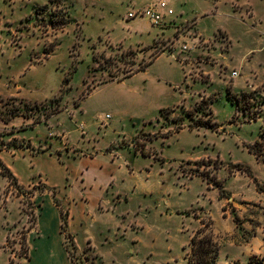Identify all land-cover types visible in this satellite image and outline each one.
Here are the masks:
<instances>
[{"label": "rangeland", "instance_id": "obj_1", "mask_svg": "<svg viewBox=\"0 0 264 264\" xmlns=\"http://www.w3.org/2000/svg\"><path fill=\"white\" fill-rule=\"evenodd\" d=\"M0 98V264H264V0H0Z\"/></svg>", "mask_w": 264, "mask_h": 264}, {"label": "trees", "instance_id": "obj_2", "mask_svg": "<svg viewBox=\"0 0 264 264\" xmlns=\"http://www.w3.org/2000/svg\"><path fill=\"white\" fill-rule=\"evenodd\" d=\"M51 1V0H50ZM63 20V19H62ZM67 21H61L59 23V27L58 28H62L67 24ZM157 57V56H156ZM154 57V58H156ZM153 58V59H154ZM153 59L149 60L147 63H143L138 65V67L136 69H133L129 72V74L125 77H123L122 79H118V81H121L123 79H126L130 76H132L133 74H135L138 71H142L145 68H147L151 62L153 61ZM14 99V98H12ZM1 100V98H0ZM212 101H209L207 99H204L203 97L201 98V100L196 103V107L201 108L203 107V105L205 107H208L209 104H211ZM56 110H60V109H56ZM171 111V109H169ZM164 111V109L160 110V113L162 114ZM19 114L18 110L16 109H11L10 112L6 115V117H4L3 115H1V119L4 121L9 120L12 116H15ZM54 114V112H53ZM192 112H190V114H188V117L190 119L192 118ZM214 123H208V122H204L203 124H199V125H195L194 123H190L188 125V128L190 130L194 129V128H198V127H205V128H210L211 130L214 128ZM182 127L178 126L176 128V132H178L179 130H181ZM262 136L264 137V131L262 133ZM262 140H258L255 142V145H251L248 146V152L250 154H253L255 157L258 156L257 152H256V147L257 145L261 144ZM2 149H0L1 151ZM0 167H1V175L5 176L8 178V180L12 181V182H17L16 177L13 175V173L11 172V170L5 166L2 161L0 160ZM235 167H237L238 169H241L242 165H235ZM224 191L220 190V195L223 197V193ZM55 205L59 208L60 214H61V231L62 233L65 232V227L67 224V212L65 211L64 216H63V208L60 204V202L58 200L55 199ZM237 217L233 218V221L236 222L237 224ZM35 222V221H34ZM202 226L199 227L197 230H195L193 232V234L191 235L190 238V242H189V252H188V262L189 264H217V257L219 254V244L216 240V238L213 235V231L211 229V222L205 223V222H201ZM66 239L70 240L72 243V239L69 235L65 234ZM26 250H28V247L26 245ZM66 251L67 248H66ZM26 256H27V252H26ZM252 264H261V263H257V262H253Z\"/></svg>", "mask_w": 264, "mask_h": 264}, {"label": "built area", "instance_id": "obj_3", "mask_svg": "<svg viewBox=\"0 0 264 264\" xmlns=\"http://www.w3.org/2000/svg\"><path fill=\"white\" fill-rule=\"evenodd\" d=\"M173 15V10L169 7L168 3L165 1H160L159 3L149 5L143 9H136L133 12H129L127 14L128 19L143 17L148 19L151 24L159 26L161 24H166L168 21V17ZM189 28L191 29V25H184L182 28L180 27L177 32L179 34H184L189 32ZM184 50L188 49L187 45L183 46ZM231 78H235L238 76V72L233 70L231 72Z\"/></svg>", "mask_w": 264, "mask_h": 264}, {"label": "crops", "instance_id": "obj_4", "mask_svg": "<svg viewBox=\"0 0 264 264\" xmlns=\"http://www.w3.org/2000/svg\"><path fill=\"white\" fill-rule=\"evenodd\" d=\"M170 23H171V21H168V23H166L163 27L164 28H166V27H169V25H170ZM195 25V24H194ZM158 27H162L161 25H159ZM177 40V39H176ZM209 52L211 51V50H208ZM158 57V56H157ZM156 57V58H157ZM156 58H154V59H156ZM153 59V60H154ZM10 98H14V99H17V98H15L14 96H12V97H10ZM2 151V150H1ZM11 156L12 157H14L15 156V153H11ZM0 160H2L3 162H4V164H5V166H7L10 170H11V172L13 173V175L16 177V179H17V181L18 182H20L22 185H23V183L20 181V178H19V176L17 175V173L13 170V168L11 167V165H9L7 162H5V160H4V158L0 155ZM45 186H46V188H47V185L45 184ZM34 198H35V196H34ZM62 206V205H61ZM57 207V206H56ZM63 207V206H62ZM57 209H58V211H59V208L57 207ZM65 211L67 212V224H66V227H65V232H64V234H67V235H69L70 237H71V239H72V241H73V244H74V247H75V249L79 252V249L77 248V246H76V244H75V241H74V239H73V236L69 233V232H67V230H66V228H67V226H68V220H69V211H68V209L66 210L65 209ZM189 211V210H188ZM59 214H60V211H59ZM60 219H61V214H60ZM197 221H199V220H197ZM36 227V219H35V224H34V226H32V227H30L29 229H28V231L26 232V243H27V234H28V232L31 230V229H33V228H35ZM198 229V228H197ZM196 229V230H197ZM60 230H61V224H60ZM62 232V231H61ZM194 232V231H193ZM193 234V233H192ZM66 238V237H65ZM89 243V242H88ZM27 247H28V244H27ZM29 249V248H28ZM27 256H28V250H27Z\"/></svg>", "mask_w": 264, "mask_h": 264}]
</instances>
